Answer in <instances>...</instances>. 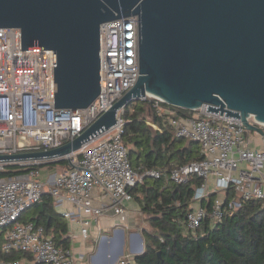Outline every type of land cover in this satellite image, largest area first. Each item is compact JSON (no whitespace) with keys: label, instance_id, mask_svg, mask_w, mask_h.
Here are the masks:
<instances>
[{"label":"built area","instance_id":"built-area-1","mask_svg":"<svg viewBox=\"0 0 264 264\" xmlns=\"http://www.w3.org/2000/svg\"><path fill=\"white\" fill-rule=\"evenodd\" d=\"M137 25L136 15L100 25V92L88 106L77 109L54 107L53 51L21 50L19 28H0V155L46 151L72 141L129 90L139 76ZM145 98L153 99L156 117L172 129L176 138L197 143L201 158L169 170L140 167L142 171H136L122 142L124 120L120 108L115 124L67 155L0 161V170L9 165L21 170L0 177L3 254L28 252L32 256L29 264H76L70 247H57L41 226L20 220L45 194L69 223L78 226L81 239L88 237L90 224L107 208L117 218L114 230L122 229V225L129 229L127 204L133 200L130 190L144 177L168 176L175 185L185 184L190 178L199 181L192 188L182 221L186 231L193 234L205 220L213 226L221 223L247 201H258L264 208L263 122L248 115L246 119L254 127L251 129L240 119L208 112L205 106L190 110L189 115L177 114L161 99ZM145 123L162 132L151 119ZM50 163H56L55 168L44 175L42 170H47ZM96 191L107 200L103 201L100 194L95 197ZM129 243L139 250V233L130 232ZM132 256L125 254L115 264H127ZM83 258L79 253L78 260ZM0 264L25 263L0 259Z\"/></svg>","mask_w":264,"mask_h":264},{"label":"water","instance_id":"water-1","mask_svg":"<svg viewBox=\"0 0 264 264\" xmlns=\"http://www.w3.org/2000/svg\"><path fill=\"white\" fill-rule=\"evenodd\" d=\"M130 15L138 18L135 84L72 141L0 161L67 155L146 96L172 110L205 106L251 129L248 115L264 123V0H0V28H19L21 50L53 51L57 109L97 97L100 25Z\"/></svg>","mask_w":264,"mask_h":264},{"label":"trees","instance_id":"trees-1","mask_svg":"<svg viewBox=\"0 0 264 264\" xmlns=\"http://www.w3.org/2000/svg\"><path fill=\"white\" fill-rule=\"evenodd\" d=\"M152 102V98L132 100L121 113L124 120L122 142L132 167L138 172L142 169L169 170L175 165L199 160L197 143L176 138L172 129L156 117ZM164 106L169 107L168 104ZM175 111L191 114L190 110L182 108ZM146 119L158 123L162 132L146 124ZM60 164L65 162L60 161ZM49 165L55 167L56 163ZM19 172L17 166L9 165L0 170V177ZM198 182L190 178L185 184L175 185L168 176L144 177L131 188L133 201L145 217L147 227L142 231V253L132 256L127 264H264V208L258 201H247L232 216L214 226L205 220L194 234L186 231L182 221L192 188ZM211 198L209 196V201ZM20 220L41 226L44 235L57 247H70L68 223L56 211L49 195L45 194L39 203L27 209ZM3 235L4 230L0 231V246ZM0 259L31 261L32 256L20 250L9 254L0 251Z\"/></svg>","mask_w":264,"mask_h":264},{"label":"crops","instance_id":"crops-1","mask_svg":"<svg viewBox=\"0 0 264 264\" xmlns=\"http://www.w3.org/2000/svg\"><path fill=\"white\" fill-rule=\"evenodd\" d=\"M100 193L101 192L96 191L94 196L96 197ZM100 197L103 201L107 200V197L103 194H100ZM94 204H98L96 200L94 201ZM127 207L128 227L131 228V232L139 233L140 237L141 231L134 227L142 223L143 214L139 211L136 202L133 200L127 204ZM56 211L60 213V210L56 209ZM67 223L68 235L70 237V248L77 260L76 264H112L116 261V259L115 261L112 260L113 254L111 250L115 243L119 242L122 237L125 225L121 226L122 229L114 230V227L117 226V218L113 216L112 211L109 208L104 211L97 221H93L90 224L89 234L86 239H81L76 224L69 223L68 221ZM102 235L103 237L101 238ZM137 250L138 249L135 245L129 243L128 253L126 254L134 256L137 253ZM79 253L84 255L82 260H78ZM21 261L25 264H29L28 260Z\"/></svg>","mask_w":264,"mask_h":264},{"label":"rangeland","instance_id":"rangeland-1","mask_svg":"<svg viewBox=\"0 0 264 264\" xmlns=\"http://www.w3.org/2000/svg\"><path fill=\"white\" fill-rule=\"evenodd\" d=\"M55 167L54 166H50V165H47L46 166V169L47 170H42V173L44 175H46V173L50 170H53ZM43 177V175L41 176ZM147 225H146V221H145V217L143 216V221L142 223H140V225H137L135 226L134 228L136 229H139L141 231L140 233V236L142 238V245L144 244V239H143V236L141 235L142 234V231L144 228H146ZM131 228L127 229L125 228L124 226V231H123V234H122V237L120 238L119 242L115 243V245L113 246L111 252L113 254V257H112V260L116 261L114 263H117V260L119 258H121L122 256H124L126 253H128V249H129V240H128V236H129V233L131 232L130 230ZM122 254V255H121ZM87 260V259H86Z\"/></svg>","mask_w":264,"mask_h":264}]
</instances>
